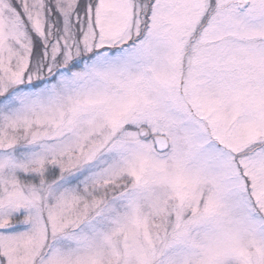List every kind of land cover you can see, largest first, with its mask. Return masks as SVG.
Returning <instances> with one entry per match:
<instances>
[{
	"label": "snow or ice",
	"instance_id": "1",
	"mask_svg": "<svg viewBox=\"0 0 264 264\" xmlns=\"http://www.w3.org/2000/svg\"><path fill=\"white\" fill-rule=\"evenodd\" d=\"M0 264H264V0H0Z\"/></svg>",
	"mask_w": 264,
	"mask_h": 264
}]
</instances>
